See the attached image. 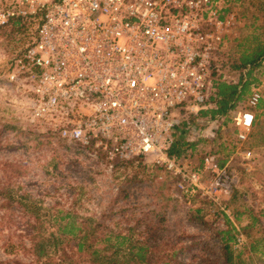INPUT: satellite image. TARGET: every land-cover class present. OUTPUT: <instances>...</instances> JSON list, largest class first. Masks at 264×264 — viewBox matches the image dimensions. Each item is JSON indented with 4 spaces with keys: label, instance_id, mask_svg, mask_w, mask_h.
Segmentation results:
<instances>
[{
    "label": "built area",
    "instance_id": "obj_1",
    "mask_svg": "<svg viewBox=\"0 0 264 264\" xmlns=\"http://www.w3.org/2000/svg\"><path fill=\"white\" fill-rule=\"evenodd\" d=\"M223 2L0 0V27L15 19L34 24L15 65L28 73L41 108L76 120L63 129L64 140L108 159L142 157L184 196L220 204L237 184L233 172L213 157L194 168L171 149L179 120L209 107L214 55L225 36L218 29L227 26ZM262 97L253 88L239 108L236 140L248 139L256 121L252 110ZM205 175L212 179L208 185Z\"/></svg>",
    "mask_w": 264,
    "mask_h": 264
},
{
    "label": "rangeland",
    "instance_id": "obj_2",
    "mask_svg": "<svg viewBox=\"0 0 264 264\" xmlns=\"http://www.w3.org/2000/svg\"><path fill=\"white\" fill-rule=\"evenodd\" d=\"M250 1L253 2L224 0L220 4L227 26L218 29V34L225 36L214 55L216 75L212 74L213 77L222 72L218 70L220 64L230 60V50L237 44L232 43V38L238 37L241 42L253 30L247 27L250 21L246 8ZM34 28V24L28 22V28L12 36L8 35L9 29H0V185L6 187L5 193H12L17 201L21 198L23 201V205H10L11 200L0 196V204L4 202V206L0 205V218L7 214L13 220L23 216L47 221L61 210L57 214L60 217L70 212L75 217L99 222L110 234L125 233L139 240L146 230L164 227L162 235L165 239L161 247L170 252L182 251L179 257L184 263L227 264L221 255L223 248L218 233L229 228L228 220L239 231L233 248L241 249L246 244V234L241 227L248 221L242 216L244 220L238 222L234 208L244 211L245 207H250L256 213L264 209V144L250 146L254 141L251 137L254 128L243 142L234 137L238 127L237 112L246 107L249 95L236 107L235 113L233 110L217 122L201 119L200 130L186 136L190 143H197L189 159L192 165H200V151H216L213 160L227 159L223 166L233 172L237 184L229 193L221 195L220 204L199 194L184 196L168 174L160 169L152 172L154 169L147 167L145 159H135L127 168L116 167L121 159H108L93 147L64 140L63 129L72 126L76 120L67 117L62 110L41 108L28 73L20 72L15 65ZM254 76L259 82L251 89L259 88L264 97V66ZM224 77L230 81L238 78L234 73H224ZM252 111L257 113V110ZM263 111L259 109L258 113ZM179 112L182 116L187 114L186 111ZM260 120H264V115ZM248 151L251 152L249 159L245 156ZM190 153L187 149L186 154ZM5 163L20 167L7 168ZM139 163L146 165V172L137 167ZM210 182V175H205V185ZM233 196L235 200L230 206ZM15 227L14 223L7 224L0 231V259L30 263L34 256L19 246L21 231ZM253 235L264 239V220L256 226ZM263 244L264 241L251 254L252 258L242 255L244 264H264ZM60 255L56 253L54 258L59 259Z\"/></svg>",
    "mask_w": 264,
    "mask_h": 264
},
{
    "label": "trees",
    "instance_id": "obj_3",
    "mask_svg": "<svg viewBox=\"0 0 264 264\" xmlns=\"http://www.w3.org/2000/svg\"><path fill=\"white\" fill-rule=\"evenodd\" d=\"M227 10L229 11V9ZM246 11L249 14L247 18L250 21L247 27L253 30L241 42H238L240 40L238 37L232 38V43H237L230 50L229 57L232 61H223L220 64L218 70H222V72L217 73V76L214 77L212 92L207 99L209 107L198 111L197 114L190 115L187 120L180 119L178 122L171 152L179 158L190 159L194 154L197 143H190L186 136L198 130V125H196L198 120L219 121L221 118L226 117L241 102L245 101L251 93V87L259 82V78L255 77L254 74L264 66V0L250 1ZM5 28L10 30L8 35L12 36L16 32L20 33L28 28V22L15 19L9 25L0 27V29ZM224 73H234L238 78L235 81H230L225 79ZM213 75H216L214 70ZM259 109H264V97L254 108L257 113L253 126L254 131L251 135L254 139L250 145L251 147L261 143L264 144V120H260V116L264 115V111L258 113ZM257 139H259L258 143H256ZM187 149H190L192 153L186 154ZM200 152V165H193L197 169L203 166L206 157H213L214 159L216 156L208 152ZM135 159L142 160L143 158L120 160L115 166L127 168L134 163ZM226 161L227 159L215 162L222 167L226 164ZM5 166L12 169L20 167L15 163H5ZM137 167H140L144 172L147 171L145 164L139 163ZM153 171H159V169ZM7 179L11 180L12 177H7ZM5 188L4 185H0V196L11 200L10 205L12 203L23 205L22 198L17 201L12 193H5ZM234 200L235 197L233 196L230 206H233ZM0 205L4 206V202ZM236 208L233 209L235 219L241 222L244 218H247L248 221L246 225L241 227L246 234V244L242 245L241 249L233 248V245L237 244V233L239 231L228 220L229 228L218 233L223 248L221 255L227 264H244L242 255L247 254L252 258L251 254L257 251L258 246L264 241V239L256 238L253 235L256 226L264 220V209H260L256 213L250 207H245L244 211H239ZM57 214L52 215L47 221L40 217L23 218V216L18 220H13L12 216L8 218L7 214L2 215L0 218V231L7 224L11 226L14 223L16 225L15 230L21 231L18 234L19 246L25 253L32 254L34 258L30 263H24L21 260L0 259V264H186L179 257L182 251L170 252V250L161 247L164 245L165 239L162 235L165 230L164 227L158 230L154 228L150 232L146 230L142 239L139 240L132 239L130 235L125 233L110 234L104 230L105 228L99 222L75 217L70 212L62 217ZM242 216L245 217L242 218ZM49 223L52 225L49 226ZM25 240L29 241V244H26ZM262 247L264 248V244ZM56 253L61 254L59 259L54 258Z\"/></svg>",
    "mask_w": 264,
    "mask_h": 264
},
{
    "label": "crops",
    "instance_id": "obj_4",
    "mask_svg": "<svg viewBox=\"0 0 264 264\" xmlns=\"http://www.w3.org/2000/svg\"><path fill=\"white\" fill-rule=\"evenodd\" d=\"M202 168V167H201Z\"/></svg>",
    "mask_w": 264,
    "mask_h": 264
}]
</instances>
